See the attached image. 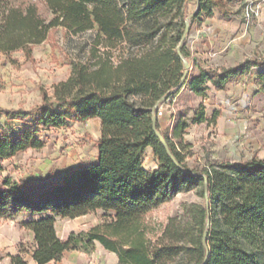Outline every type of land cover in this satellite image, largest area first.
I'll use <instances>...</instances> for the list:
<instances>
[{
    "label": "trees",
    "instance_id": "16d2710c",
    "mask_svg": "<svg viewBox=\"0 0 264 264\" xmlns=\"http://www.w3.org/2000/svg\"><path fill=\"white\" fill-rule=\"evenodd\" d=\"M188 3L125 0L122 10L116 0H0L3 54L22 50L30 57L32 47L59 26L73 33L95 26L100 37L88 59L72 62L69 76L53 85L51 99L43 95V103L27 112L0 109L6 119L36 115L21 131L0 135V159L42 147L41 130L61 128L66 121L99 120L95 163L25 184V189L12 182L0 188V219L38 215L20 223L33 235L35 264H47L65 251L89 254L96 243L115 254L116 264H264V158L214 159L198 171L186 162L189 145L174 142L177 133L169 138L156 120L167 150L153 131L157 108L180 91L183 62L191 57L182 38L184 25L172 32L160 25V18ZM194 3L211 16L210 0ZM263 64L264 59H248L235 67L210 69L194 59L195 73L185 80L191 93L206 98L210 87L224 91L231 79ZM219 116V111L208 117L196 110L191 123L215 124ZM147 148L156 161L154 169L144 166ZM196 188L202 202L185 204L181 214L155 232L147 215L177 193ZM98 210L99 223L65 239L57 236V218ZM7 257L10 264H27L21 252Z\"/></svg>",
    "mask_w": 264,
    "mask_h": 264
},
{
    "label": "rangeland",
    "instance_id": "374dc122",
    "mask_svg": "<svg viewBox=\"0 0 264 264\" xmlns=\"http://www.w3.org/2000/svg\"><path fill=\"white\" fill-rule=\"evenodd\" d=\"M195 0H189L160 18L162 27L186 31L185 47L191 57L187 61V78L195 73L193 60L203 67L220 69L235 67L248 59H264V0H210L214 5L211 16L197 9ZM126 9L125 0H116ZM257 8L258 15L251 13ZM249 13V17L246 15ZM191 14V15H190ZM100 39L97 28L73 33L56 27L47 39L31 50L26 57L22 50L6 55L0 52V109L30 111L43 103V95L51 99L53 85L70 74L72 62H85L89 50ZM126 49L132 50L127 47ZM115 50L113 54H117ZM264 64L253 67L245 75L231 79L224 91L212 87L206 98L195 96L187 87L186 79L168 106L163 109L165 125L162 132L174 142L188 144L186 162L194 170H201L211 160L246 161L252 156L264 158ZM227 102V104H224ZM55 109V104H51ZM196 110L206 116L220 112L219 123L195 124L191 119ZM36 115L28 118L6 119L0 110V135L21 131ZM183 124H187L183 128ZM43 146L18 152L8 159H0V188L6 182L24 188L42 179L60 178L66 170L94 163L99 139L97 119L66 121L61 128L39 132ZM150 150V149H147ZM144 166L150 168L155 160L149 151L144 154ZM198 188L179 192L146 217L155 232H160L167 220L181 214L185 204L201 203ZM102 212L74 218L56 219L55 230L59 238L86 231L99 223ZM38 215L21 213L0 219V264H10L8 254L21 252L27 264L31 258L33 235L20 227L25 220ZM115 254L104 250L98 243L93 252L65 251L60 258L48 264H116ZM173 264H182L180 261Z\"/></svg>",
    "mask_w": 264,
    "mask_h": 264
},
{
    "label": "water",
    "instance_id": "95a60500",
    "mask_svg": "<svg viewBox=\"0 0 264 264\" xmlns=\"http://www.w3.org/2000/svg\"><path fill=\"white\" fill-rule=\"evenodd\" d=\"M186 31H187V24H185V30H184V33H183V36L182 38H185V35H186ZM183 66H184V70H183V76L180 80V84L178 87H181V85L183 84V82L185 81V78H186V73L189 69V64L187 61H184L183 62ZM167 98V96H165L164 98L161 99V101L165 100ZM156 116H153L152 118V123H153V131L154 133L156 134V136L159 138V140L161 141V143L165 146V148L168 150V145H167V142L166 140L162 137V134L160 132H158L155 128V123H156ZM170 154V153H169ZM206 212H207V221L210 220V215H209V203L208 201L206 200ZM206 236V233L204 234V237Z\"/></svg>",
    "mask_w": 264,
    "mask_h": 264
},
{
    "label": "built area",
    "instance_id": "2783aa9c",
    "mask_svg": "<svg viewBox=\"0 0 264 264\" xmlns=\"http://www.w3.org/2000/svg\"><path fill=\"white\" fill-rule=\"evenodd\" d=\"M251 13H254L255 16H257V15H258V10H257V8H256L255 10H252ZM246 15L249 17V13H248V12H247ZM170 101H171L170 99H166V100H165L162 104H160L159 107L157 108V111H156V117H157L158 121H159V119L163 116V109H164V107H165V106H168L169 103H170ZM224 104H227V102H225Z\"/></svg>",
    "mask_w": 264,
    "mask_h": 264
},
{
    "label": "crops",
    "instance_id": "0c3cea01",
    "mask_svg": "<svg viewBox=\"0 0 264 264\" xmlns=\"http://www.w3.org/2000/svg\"><path fill=\"white\" fill-rule=\"evenodd\" d=\"M220 117V116H219ZM219 117L217 118V120H216V125L219 123ZM97 122H98V125H99V120L97 119ZM158 123H159V128H160V130H162V128H161V126H162V124H164L165 125V117H163V118H160L159 119V121H158ZM147 149H150V148H147ZM146 149V151L145 152H147V151H149V153L150 154H152V152H151V149L150 150H147ZM153 156V155H152ZM97 161V154H96V158H95V161H94V163ZM153 163H152V166H150V169H154L155 167H156V161L155 160H153L152 161ZM92 164V163H91ZM144 164H145V162H144ZM81 217V216H80ZM78 218V217H77ZM97 244V243H96ZM95 244V245H96ZM50 263V262H49ZM48 264V263H47Z\"/></svg>",
    "mask_w": 264,
    "mask_h": 264
}]
</instances>
